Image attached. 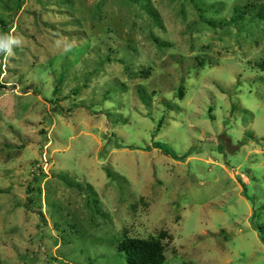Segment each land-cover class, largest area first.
Segmentation results:
<instances>
[{
	"label": "rangeland",
	"instance_id": "rangeland-1",
	"mask_svg": "<svg viewBox=\"0 0 264 264\" xmlns=\"http://www.w3.org/2000/svg\"><path fill=\"white\" fill-rule=\"evenodd\" d=\"M7 34L0 264H264V0H0Z\"/></svg>",
	"mask_w": 264,
	"mask_h": 264
},
{
	"label": "trees",
	"instance_id": "trees-1",
	"mask_svg": "<svg viewBox=\"0 0 264 264\" xmlns=\"http://www.w3.org/2000/svg\"><path fill=\"white\" fill-rule=\"evenodd\" d=\"M248 10H250V8H248L247 2L242 6H234L230 20L232 22L243 20V17ZM152 15L154 18L157 16L154 12H152ZM206 22L214 27L216 24H229V22L226 23L221 21L216 23L213 20H207ZM259 66H264V64ZM179 93H181L182 96L181 89H179ZM259 233L261 234V229ZM163 238L164 233L148 237L128 236L127 234H124L122 239L117 243V249L124 254L126 264H164L165 254L164 245L162 243Z\"/></svg>",
	"mask_w": 264,
	"mask_h": 264
},
{
	"label": "clouds",
	"instance_id": "clouds-1",
	"mask_svg": "<svg viewBox=\"0 0 264 264\" xmlns=\"http://www.w3.org/2000/svg\"><path fill=\"white\" fill-rule=\"evenodd\" d=\"M22 44L21 38L13 36L11 34L0 35V54L5 55V57H10L14 55V47H19ZM56 46H61V41H56ZM71 49L70 44L64 45V51L67 52Z\"/></svg>",
	"mask_w": 264,
	"mask_h": 264
}]
</instances>
